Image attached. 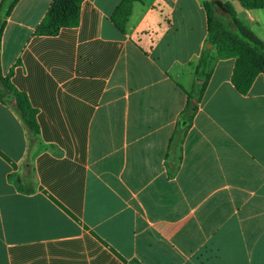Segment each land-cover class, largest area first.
I'll use <instances>...</instances> for the list:
<instances>
[{
  "label": "crops",
  "instance_id": "0c3cea01",
  "mask_svg": "<svg viewBox=\"0 0 264 264\" xmlns=\"http://www.w3.org/2000/svg\"><path fill=\"white\" fill-rule=\"evenodd\" d=\"M205 1L136 0L122 32L124 0H83L79 26L53 37L35 35L53 0L18 2L1 68L44 149L35 192H19L27 133L0 104V264H264V75L243 95L235 59L219 60L178 126L208 49ZM220 1L264 43V9Z\"/></svg>",
  "mask_w": 264,
  "mask_h": 264
},
{
  "label": "trees",
  "instance_id": "16d2710c",
  "mask_svg": "<svg viewBox=\"0 0 264 264\" xmlns=\"http://www.w3.org/2000/svg\"><path fill=\"white\" fill-rule=\"evenodd\" d=\"M20 0H2L0 3V104L11 108L25 127L28 139L27 155L21 165L22 172L9 176L19 192H35L32 160L35 151L44 149L40 139L37 111L32 107L27 95L20 92L13 84V69L4 75L1 68V40L7 19ZM124 0L113 17L117 28L124 32L125 24L132 12L133 2ZM206 0L204 9L207 18L208 44L211 49H204L195 69L193 90L187 94V104L179 119V128L188 129L198 111V106L207 89L215 64L219 60L235 59L231 82L235 89L245 95L255 79L264 75V43L242 22L230 3H223L226 12L221 19L215 2ZM246 10L264 9V0H238ZM83 0H53L46 16L35 31L38 36H57L64 28H75L80 23ZM131 264H141L133 260Z\"/></svg>",
  "mask_w": 264,
  "mask_h": 264
},
{
  "label": "water",
  "instance_id": "95a60500",
  "mask_svg": "<svg viewBox=\"0 0 264 264\" xmlns=\"http://www.w3.org/2000/svg\"><path fill=\"white\" fill-rule=\"evenodd\" d=\"M215 4H216V6H217L218 8H220L222 11L226 12V9L224 8L223 3H222L221 1H217V2H215ZM207 48H208V49H211L212 46H211L210 44H208V45H207Z\"/></svg>",
  "mask_w": 264,
  "mask_h": 264
},
{
  "label": "rangeland",
  "instance_id": "374dc122",
  "mask_svg": "<svg viewBox=\"0 0 264 264\" xmlns=\"http://www.w3.org/2000/svg\"><path fill=\"white\" fill-rule=\"evenodd\" d=\"M222 1L227 2V1H230V0H222ZM218 13H219L220 16H222L221 19L226 22V18L224 17L225 12L222 11L220 8H218Z\"/></svg>",
  "mask_w": 264,
  "mask_h": 264
}]
</instances>
